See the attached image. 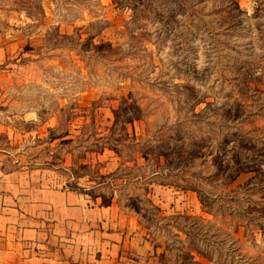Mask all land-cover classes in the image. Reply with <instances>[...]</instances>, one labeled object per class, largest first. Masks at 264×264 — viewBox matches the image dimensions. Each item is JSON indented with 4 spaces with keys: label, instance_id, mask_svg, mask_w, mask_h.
I'll return each mask as SVG.
<instances>
[{
    "label": "rangeland",
    "instance_id": "1",
    "mask_svg": "<svg viewBox=\"0 0 264 264\" xmlns=\"http://www.w3.org/2000/svg\"><path fill=\"white\" fill-rule=\"evenodd\" d=\"M0 43L22 167L134 208L171 264H264V0H0Z\"/></svg>",
    "mask_w": 264,
    "mask_h": 264
},
{
    "label": "crops",
    "instance_id": "2",
    "mask_svg": "<svg viewBox=\"0 0 264 264\" xmlns=\"http://www.w3.org/2000/svg\"><path fill=\"white\" fill-rule=\"evenodd\" d=\"M6 54L0 43V66ZM14 144L0 141V264L172 263L137 210L115 201L94 204L89 193L60 183L55 172L22 167ZM153 197L155 189V202Z\"/></svg>",
    "mask_w": 264,
    "mask_h": 264
},
{
    "label": "trees",
    "instance_id": "3",
    "mask_svg": "<svg viewBox=\"0 0 264 264\" xmlns=\"http://www.w3.org/2000/svg\"><path fill=\"white\" fill-rule=\"evenodd\" d=\"M152 182H154V181H152ZM159 183L162 184V185H165V183H163V182H159ZM147 202H149V204L151 206L157 208V210L159 209L158 206L155 204V202L153 201V199L151 197H148ZM140 222L143 224V222L141 221V218H140Z\"/></svg>",
    "mask_w": 264,
    "mask_h": 264
}]
</instances>
